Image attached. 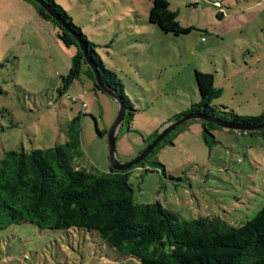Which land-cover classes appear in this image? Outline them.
I'll list each match as a JSON object with an SVG mask.
<instances>
[{
    "label": "rangeland",
    "instance_id": "1",
    "mask_svg": "<svg viewBox=\"0 0 264 264\" xmlns=\"http://www.w3.org/2000/svg\"><path fill=\"white\" fill-rule=\"evenodd\" d=\"M54 1L96 46L132 105V116L127 112L116 131L120 163L134 160L165 124L199 103L195 70L212 77L218 97L211 105L238 116L263 112L264 0H212L218 6L167 0L180 26L192 29L178 37L148 23L152 0ZM74 54L30 4L0 0V159L9 151L64 145L76 127L73 165L111 169L107 137L118 114L116 100L93 90L84 73L62 96L57 93ZM214 138L206 146L199 120L178 125L166 138L172 144L161 141L130 170L134 201L159 203L181 221L218 217L238 227L253 219L264 206V138L227 130ZM130 261L83 230L20 224L0 231V264H137Z\"/></svg>",
    "mask_w": 264,
    "mask_h": 264
},
{
    "label": "trees",
    "instance_id": "2",
    "mask_svg": "<svg viewBox=\"0 0 264 264\" xmlns=\"http://www.w3.org/2000/svg\"><path fill=\"white\" fill-rule=\"evenodd\" d=\"M23 1L34 8L40 19L55 28L57 38L66 48L75 49L71 70L60 79L59 97L82 73L93 82V90L104 93L95 84L94 74L79 49L77 37L103 84L120 97L125 108L124 120L127 112L130 111L129 116H132L134 110L124 94L121 81L115 73L105 69L96 46L88 42L66 12L54 0H42L65 24L64 27L33 0ZM147 19L163 34L178 37L192 31L180 26L167 0H152ZM194 80L200 95L199 103L191 104L187 111L176 115L169 123L194 115L239 125L264 122V110L257 117L238 116L233 111L223 112L225 107L211 105L218 97L212 90V77L195 70ZM78 121L76 118L75 123ZM199 121L208 147L216 143L215 132L226 130ZM72 129L75 131L68 134L64 145L30 152L9 151L0 159V231L20 224H31L44 231L83 230L95 233L120 257L137 264H264V206L253 219L233 227L218 217L181 221L159 203L138 204L128 180L130 170L143 164L160 144L142 162L128 170L86 171L73 165L78 130L76 127ZM227 131L264 138V129ZM159 132L155 133V138ZM167 136L163 141L172 144V141H166ZM162 173L164 175V171Z\"/></svg>",
    "mask_w": 264,
    "mask_h": 264
},
{
    "label": "water",
    "instance_id": "3",
    "mask_svg": "<svg viewBox=\"0 0 264 264\" xmlns=\"http://www.w3.org/2000/svg\"><path fill=\"white\" fill-rule=\"evenodd\" d=\"M37 5L42 7L47 14H49L53 19H55L59 24L65 27V24L59 19V17L42 1V0H33ZM79 46V49L83 53V57L85 59V62L87 66L90 68V70L94 74V80L96 86L106 93L108 96L116 100L118 103L119 109L117 117L108 133L107 137V148H108V156L111 163V169L115 171H125L130 169L131 167H134L138 165L140 162H142L151 152L152 150L165 139V137L174 130L178 125L191 120V119H199L206 122L213 123L220 128L226 129V130H233V131H253V130H260L264 129V122L255 124V125H239L234 124L231 122L223 121L217 118L213 117H207L204 115H194V116H188L184 117L178 121H176L174 124L169 125L167 128H165L163 131H161L156 138L143 150L140 152V154L132 161L122 164L117 160L116 154H115V137H116V131L120 125H122L124 117H125V108L124 105L120 99V97L111 89L107 88L103 82L100 79L99 73L96 71L95 67L91 63V60L89 59L86 48L84 47L83 43L75 37Z\"/></svg>",
    "mask_w": 264,
    "mask_h": 264
},
{
    "label": "built area",
    "instance_id": "4",
    "mask_svg": "<svg viewBox=\"0 0 264 264\" xmlns=\"http://www.w3.org/2000/svg\"><path fill=\"white\" fill-rule=\"evenodd\" d=\"M203 1H207V2H210L211 4H214L215 6H218L219 3L217 1H212V0H203ZM76 99L75 98H72V101L74 102ZM85 104L82 105L83 108H85Z\"/></svg>",
    "mask_w": 264,
    "mask_h": 264
}]
</instances>
